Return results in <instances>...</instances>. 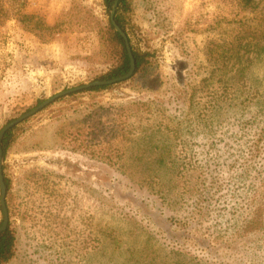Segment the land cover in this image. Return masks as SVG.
<instances>
[{"label":"rangeland","instance_id":"obj_1","mask_svg":"<svg viewBox=\"0 0 264 264\" xmlns=\"http://www.w3.org/2000/svg\"><path fill=\"white\" fill-rule=\"evenodd\" d=\"M128 2L141 71L16 125L7 264H264V211L236 223L243 159L264 163V0ZM110 20L104 0H0V130L116 66Z\"/></svg>","mask_w":264,"mask_h":264},{"label":"trees","instance_id":"obj_2","mask_svg":"<svg viewBox=\"0 0 264 264\" xmlns=\"http://www.w3.org/2000/svg\"><path fill=\"white\" fill-rule=\"evenodd\" d=\"M104 1L108 8V11L111 12L113 9L115 0H104ZM252 1L254 0H246V2L248 3H251ZM126 10H129L128 0H120L115 19L117 23L123 28V30L126 31V33L128 34L130 38V42H131L132 49H133V54L136 60V71L134 75L131 77V78H134L147 63L148 53H145L140 48L136 47V45L133 43V40L128 30V19L126 15L127 14ZM110 29H111L113 41L115 42V45L117 47V64L107 73H104L103 75L99 76L97 80H107V79L119 77L121 75L126 74L131 68V59L128 53L125 39L115 29L111 20H110ZM112 86L113 84L94 86L89 89H86V91H90V92L102 91L108 88H112ZM79 92H85V91H79ZM79 92L72 93L71 95H76ZM42 101H39V102H42ZM17 127L18 126H15L9 131H7L5 136L2 139V144L0 146H2L3 148L4 158L7 156V152L9 148L11 147V145L16 139V135H17L16 130L19 128ZM113 152L114 153H108V154H102V155L109 156L107 158L110 160L112 164H115L114 158L118 155V153L115 152V150H113ZM245 157L243 159V164H242L243 167H241V169L239 170L238 178H240V180L237 182V186H238L237 191L239 192L240 190H242L244 192V195L240 196L241 198L240 208H239L240 211L236 212V223L240 226H243V225L249 226V225L259 224V221H258L259 215L263 214V211H264V163L261 165L259 164L248 165L249 160H246ZM253 178H255L256 180L250 183V181ZM5 180H6V184L8 187V191H10L11 180L6 174H5ZM0 209H2L1 205H0ZM250 213L256 214L257 219L255 222L251 220ZM262 221L264 222V216H263ZM2 223H3V220L0 221V227ZM16 248H17V236H16L15 231L12 229L11 224H9L7 230H5L0 235V264L9 263L15 257Z\"/></svg>","mask_w":264,"mask_h":264},{"label":"water","instance_id":"obj_3","mask_svg":"<svg viewBox=\"0 0 264 264\" xmlns=\"http://www.w3.org/2000/svg\"><path fill=\"white\" fill-rule=\"evenodd\" d=\"M119 3H120V0H115L113 9L111 11V21H112L115 29L125 39L126 46L128 49V53H129V56L131 59L130 70L126 74L121 75L119 77H115V78L107 79V80H95V81H92L90 83H85V84L78 85V86H75V87H72L69 89H65L61 92H58V93L52 95L51 97L46 98L44 101H42L40 104H38L33 109L25 112L21 116L11 120L6 125H4V127L0 130V145L2 144V139L5 136L7 131H9L10 129H12L13 127L18 125L22 121H24V120L30 118L31 116L37 114L42 109H44L48 105L52 104L53 102H55L60 97H63V96H66V95H69L71 93H75V92H78L81 90L89 89V88L94 87V86L110 85V84L126 81L134 75V73L136 71V60H135V57L133 54V49H132V45L130 42V38H129L128 34L126 33V31L123 30V28L117 23V21L115 19ZM0 189H1L0 205H1L2 211H3V223L0 227V235H1L5 230H7L8 226H9V222H10V212H9L8 203H7L8 187H7L6 180H5L4 151H3L2 146H0Z\"/></svg>","mask_w":264,"mask_h":264}]
</instances>
